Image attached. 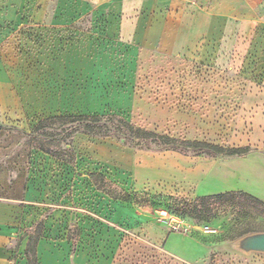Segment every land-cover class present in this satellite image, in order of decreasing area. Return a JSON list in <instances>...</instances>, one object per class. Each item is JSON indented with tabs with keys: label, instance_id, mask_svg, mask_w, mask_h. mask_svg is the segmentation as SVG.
<instances>
[{
	"label": "rangeland",
	"instance_id": "374dc122",
	"mask_svg": "<svg viewBox=\"0 0 264 264\" xmlns=\"http://www.w3.org/2000/svg\"><path fill=\"white\" fill-rule=\"evenodd\" d=\"M0 62L6 261L27 264L35 233L38 264H264L230 247L264 232V212L235 200L198 221L170 200L211 191V170L237 158L128 132L35 130L51 116L117 114L264 157V0H0Z\"/></svg>",
	"mask_w": 264,
	"mask_h": 264
},
{
	"label": "trees",
	"instance_id": "16d2710c",
	"mask_svg": "<svg viewBox=\"0 0 264 264\" xmlns=\"http://www.w3.org/2000/svg\"><path fill=\"white\" fill-rule=\"evenodd\" d=\"M60 124V126L74 125L72 134L84 130L91 135H99L108 137L109 134L117 132L118 134H131L132 140L151 142L172 149H190L199 154L224 156L228 158H242L251 154L253 151L249 147L225 149L216 145H212L199 141L178 140L172 137L157 134L152 131L141 128H134L125 118L117 114L111 115H58L51 116L40 120L35 130L46 129L51 125ZM64 139L59 140V142ZM36 148L51 156H58L59 151H55L45 144L44 141H38ZM65 152L69 153V150ZM127 198H130L128 195ZM175 206V212H186L189 216L198 221H206L216 215V209L228 204L230 201L242 200L248 202L253 207L264 212V202L258 198L242 191L226 192L215 195L196 197L193 201L185 202L180 199L170 198ZM253 233L247 232L242 236ZM240 236V237H242ZM39 237L35 233L29 235L28 245L25 252L29 264H37V246Z\"/></svg>",
	"mask_w": 264,
	"mask_h": 264
},
{
	"label": "crops",
	"instance_id": "0c3cea01",
	"mask_svg": "<svg viewBox=\"0 0 264 264\" xmlns=\"http://www.w3.org/2000/svg\"><path fill=\"white\" fill-rule=\"evenodd\" d=\"M252 9L254 12V8ZM236 19L240 20L246 18L245 16L241 17L240 15ZM215 60L218 62L219 58ZM5 83L6 74L0 62V89L4 86ZM206 184L208 186V190L211 191L205 192L200 196L215 195L226 192L245 191L264 202V157L253 156L247 158H237L236 160L231 161L228 164H218L211 170ZM245 185H248L249 188L244 187ZM255 190H258V192H255ZM259 190L261 192H259ZM11 236L12 234H10L8 230H0V264H10V262L6 261L8 260L6 259L8 258V256H6L4 253V247ZM26 262L27 264H29L27 257ZM21 264L26 263L23 262Z\"/></svg>",
	"mask_w": 264,
	"mask_h": 264
},
{
	"label": "water",
	"instance_id": "95a60500",
	"mask_svg": "<svg viewBox=\"0 0 264 264\" xmlns=\"http://www.w3.org/2000/svg\"><path fill=\"white\" fill-rule=\"evenodd\" d=\"M230 247L245 256L264 255V232H253L234 240Z\"/></svg>",
	"mask_w": 264,
	"mask_h": 264
}]
</instances>
